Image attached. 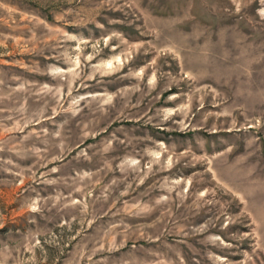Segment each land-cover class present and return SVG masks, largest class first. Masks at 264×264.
Returning a JSON list of instances; mask_svg holds the SVG:
<instances>
[{
    "label": "rangeland",
    "instance_id": "1",
    "mask_svg": "<svg viewBox=\"0 0 264 264\" xmlns=\"http://www.w3.org/2000/svg\"><path fill=\"white\" fill-rule=\"evenodd\" d=\"M0 264H264V0H0Z\"/></svg>",
    "mask_w": 264,
    "mask_h": 264
}]
</instances>
